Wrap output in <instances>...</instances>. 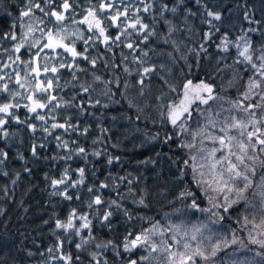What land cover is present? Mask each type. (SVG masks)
<instances>
[{
	"label": "snow or ice",
	"instance_id": "obj_1",
	"mask_svg": "<svg viewBox=\"0 0 264 264\" xmlns=\"http://www.w3.org/2000/svg\"><path fill=\"white\" fill-rule=\"evenodd\" d=\"M195 3L206 13L201 22L209 25L203 40L211 41V29L220 32L213 21H220L221 13L201 0ZM13 7L18 15L13 14ZM4 9L12 23L0 35V40L11 43L10 48L0 45L7 58L0 64V72H4L0 75V140L4 144L0 147V176L9 179L13 186L20 180V171L9 170L10 152L6 149L17 141L22 144L25 130L33 137L42 133L43 138L53 136L56 130L69 135L80 130L79 122L73 123L71 110L79 109L81 114L85 111L83 103H75L78 97L83 100L84 94H88L92 107L103 108L112 102L119 104L120 100L115 99L119 95L134 114L133 118L122 113L133 126L134 135L142 137L139 147L152 145L154 150L159 145L168 149L164 153L156 151L155 158L148 156L138 161L140 165H152L151 183L141 173L113 176L109 172L104 180L88 184L85 168L73 169L71 164L59 176L45 172L43 178L51 189L50 197L59 198L57 203L71 204L75 200L81 207L70 208L64 218L54 213L55 242L47 247V257L41 264H85V261L87 264H264V21L250 19L248 12L244 13L249 24L262 26L247 30L260 32L261 42L257 45L247 33L233 41L226 32L215 45L223 53L235 48L232 64L225 63L220 68L225 59L220 57L214 66L216 72L230 73L227 86L235 89L233 99L221 94L227 91L223 84L217 91L212 78L194 83L189 78L191 65L189 74L170 79L172 66L178 63L174 53L186 62L187 54L181 50V45L186 43L182 34L192 31L189 17L197 15L185 0H171V3L138 0V4L126 0H119V4L116 0H98L93 4L86 0V6L78 0L72 3L70 0H59V3L57 0H14L4 5ZM157 25L166 31L162 32ZM150 38H159L171 51L157 53L156 48L150 47L136 55V49L142 43L149 44ZM97 44H103L108 52L121 45L132 50V62L137 65L135 83L125 79L121 86V76L117 74L121 66L124 65L125 74L132 75V70L125 65L128 57L123 51L120 63L100 56L90 58L89 48ZM207 51L201 43L196 55L199 57L200 52ZM150 52L166 55L171 64L152 62ZM98 60H102L104 68L111 67L108 78L97 74ZM80 61L90 65V69L82 67ZM196 63L199 67V60ZM7 69L11 72L4 71ZM65 73L69 79L61 85ZM153 76L158 79L156 86ZM58 88L78 91L65 99L54 94ZM98 88L100 91L92 103V93ZM101 97L109 103L101 104ZM111 119L115 121L117 117ZM149 124L157 130L151 131ZM91 127H83L81 134L87 136ZM97 127L101 137L110 132L108 128ZM55 140L56 148L65 150L59 160L67 162L80 157L87 161L89 153L78 140L69 141L60 135ZM98 142L100 138L93 139L92 144ZM38 148H45V144L31 141L30 154L34 160L19 150L14 157L23 162V172L29 176L33 169L28 165L41 158ZM90 154L104 155L95 148ZM51 159L57 160V157ZM120 159L108 155L106 163L111 166ZM165 160L169 162L167 170L163 168ZM92 176L96 177L95 171ZM125 182L131 203L137 207L148 208L150 196L167 199L170 205L179 202L180 207L165 212L163 224L153 217L138 215L136 218L141 221L154 222L139 231L126 228L122 236L104 239L97 234L93 220L98 221L100 229L107 227L113 232L116 212H122L128 221L134 219L132 211L123 204L126 197L120 189ZM109 189L117 198L109 195L105 199L104 191ZM0 191L7 196L8 185H3ZM193 216L195 221L190 219ZM238 233H246L247 242ZM65 242L74 245L75 255L65 250ZM249 245H256L259 250L250 258H236L241 251H252ZM40 255L44 257L45 253Z\"/></svg>",
	"mask_w": 264,
	"mask_h": 264
},
{
	"label": "trees",
	"instance_id": "obj_2",
	"mask_svg": "<svg viewBox=\"0 0 264 264\" xmlns=\"http://www.w3.org/2000/svg\"><path fill=\"white\" fill-rule=\"evenodd\" d=\"M18 2V0H16ZM74 0H70V3ZM82 5L86 6V0H78ZM126 2H131L133 4H138V0H126ZM171 3V0H169ZM188 7L192 9L193 12H196L195 17H189V24L192 28L191 32L185 31L183 39L186 41L185 44L181 45V50L183 54L186 55V62L183 59H179L180 54L174 53L177 56L178 63L173 65V72L170 79L178 78L182 75L189 74V65H191V74L189 78H192L194 83L198 82L199 79H209L212 78L211 82L214 83L219 91L221 84L227 89L226 92L221 93L230 98H235V89H228L227 79L230 77V73L226 70L223 73L215 71L217 60L220 57H225L223 61L219 64L220 68L224 67V64H232L233 58L235 56V48H230L229 53H223L216 48L219 38L225 32L228 33L230 40L235 41L238 36L244 35L247 33L249 37L254 42V45H257L261 42L260 32H248L249 28H261V25L249 24L247 20L244 19V13L248 12L250 19L264 21V0H201L202 4H207L209 8L214 11H219L221 13L220 21H213L215 25L220 28V32H215V29H211L213 32L212 40L205 42L203 40V33L209 31V25L202 23V19L206 17V13L203 8L195 3V0H185ZM14 0H0V35L3 32L9 30V26L12 23L10 17L5 13L4 5L12 4ZM59 3V0H57ZM91 3L96 4L98 0H91ZM116 3L119 4V0H116ZM14 15H18L15 8L11 9ZM81 9H77V12H80ZM40 15L39 13H37ZM143 14V13H141ZM129 15H132V12H129ZM79 19V17H77ZM148 22V21H146ZM157 28L162 32L166 29H161L160 25H157ZM17 32L19 29L17 28ZM115 34L114 32L112 33ZM37 35H39L37 33ZM133 39H136L134 36ZM201 43L205 44L207 48V53L200 52L199 57H197L196 52L199 51V45ZM0 45L4 48H10L11 43L5 40H0ZM156 48L157 53L171 51L169 45H165L159 38H150L149 44H141L140 48L136 49L135 54L139 55L142 50H148V48ZM189 49H195V51L189 52ZM82 50V46H81ZM23 51V50H22ZM47 51V50H45ZM123 53L128 57V60L125 62V65L132 70V75L128 76L122 70L123 66L117 71V74L121 76V86L123 85V80L127 79L130 83H135L136 79V67L137 65L132 62L133 52L132 50L127 49L123 45L120 47H114L113 52H108L105 49L103 44H97L95 47L89 48V56H100L108 61H115L120 63L121 56L120 53ZM43 55V54H42ZM151 61L157 64L161 62H167L171 64V61L168 60L167 56H160L156 53H149ZM23 59H27V56H23ZM6 56L3 55L2 48H0V64L6 61ZM197 60H199V67H197ZM42 63V61H41ZM82 67L90 69L84 61H80ZM5 72H11V69L4 70ZM63 71V70H62ZM111 67L104 68L102 60H98L96 72L99 75H103L105 78H108ZM4 72H0V75H3ZM221 76L224 79H221ZM43 78V77H42ZM69 79L67 73L61 79V85L64 84V81ZM85 79V75H81V80ZM87 79L91 81V77L87 76ZM247 76H245V80ZM158 83L157 77L153 76V85L156 86ZM12 85L10 84V87ZM74 91L72 89H56V95H63L65 99H69ZM100 89H97V92L92 93V103H94L95 98L97 97ZM116 100H120V103L115 102L109 103L105 98L101 97V104L109 103L108 108H103L101 106L92 107V104L88 100V94L83 95V100L79 97L75 101L76 104L83 103L85 111L81 114L79 109H72L71 114L73 116V123L79 122L80 130L87 125H91L90 133L87 136L81 134V131L73 132L70 135L64 133L63 130H56L53 136L43 138L42 133H37L34 137L30 136L25 130L22 135L24 137V142L21 144L18 141L14 142L11 148H8L10 152V163L9 170L20 171L21 178L15 186H13L9 179L0 176V188L3 185L7 184L9 188V194L5 196L3 191H0V264H41V262L47 257L46 249L49 245H52L55 242V237L52 234L54 228V213L59 214L61 218H64L67 211L72 207L80 208L81 204L77 201H73L69 204L67 201L63 203H57L59 198L50 197L48 192L51 191L48 182L44 180L43 175L47 172L50 176H59L60 172L68 164H71L73 169L78 167H84L87 175V183L91 184L94 181L99 182L104 180L109 172L113 176L125 175L127 172H132L134 175L141 173L149 177L148 183H151L152 173L149 169L152 168V165H140L138 161L146 159L148 156L155 158V152L161 151L162 153L168 152L167 147H161L157 145L153 150L152 145H147L143 148L139 147L140 139L138 135H134L132 128L133 126L124 118V115H133L132 110L127 108V105L124 101L117 95ZM203 107V106H202ZM227 107V105H225ZM63 111V110H62ZM67 115L68 113H64ZM21 119L24 118V111H20ZM112 116H116L117 119L113 121ZM60 122H63V117L60 118ZM108 128L109 133L101 137L99 127ZM195 127V125H193ZM23 127V126H17ZM140 127L143 128L144 124L141 123ZM151 131H156L157 129L151 124L148 125ZM125 129L129 131L125 132ZM60 135L62 139H67L69 141L78 140L80 145L86 147L89 155L87 161L80 157H74L71 161H62L59 160V156L65 154V150L57 149L55 136ZM125 135L128 136V139H125ZM163 135V133H162ZM100 138V142L96 145L92 144L93 139ZM35 141L37 144L44 143L45 148L39 149L40 159L34 163H30L28 167L33 169L32 175L29 176L27 173L23 172V162L17 159H14L16 151L19 150L30 160L35 158L31 157L30 154V143ZM116 144L117 147L112 145ZM3 141L0 140V147H3ZM93 148L96 150L102 151L104 153L101 157H94L90 153L93 151ZM108 155L119 156L121 159L119 163L113 165H108L106 163ZM56 156L57 160H52L51 157ZM169 167V162L166 160L163 161V168L167 170ZM96 172V177L92 176V172ZM73 178H76V174L73 173ZM111 183V181H109ZM134 188L139 186L134 185ZM81 191H86V189H81ZM121 193L125 194V199L123 204L132 211L134 219L128 221L127 218L123 215L122 212H116L113 218V227L115 231L109 232L108 228H99L98 221L93 220L94 225L98 229V235L104 239L108 238H118L122 236L125 229L139 231L142 227H150L151 222L154 221H141L138 218V215L145 217H153L155 220H160L161 223H165L163 215L165 212H172L173 208L180 207L179 202L175 205H170L167 199L162 197H149L150 204L148 208L137 207L131 203V196L127 194L126 182L120 189ZM105 199L109 195L112 198H117L114 192L109 190L104 191ZM168 199H171L169 197ZM27 209V211H25ZM103 210V209H102ZM84 211H87L84 208ZM92 218V217H90ZM192 221H195L196 217L193 216L190 218ZM201 220L204 217H200ZM48 221L47 224L44 221ZM235 227V225H233ZM241 236L245 237L246 233H238ZM65 250L71 251L75 255L74 245H69L65 242ZM249 248L252 251H241L238 253L236 258H243L244 256L252 257L256 251L259 250L256 245H249ZM231 251V249H229ZM32 252L34 255L29 256L28 253ZM45 253V256L42 257L40 253ZM227 259V257H225ZM257 259H259L257 257ZM85 264L87 262L85 261Z\"/></svg>",
	"mask_w": 264,
	"mask_h": 264
}]
</instances>
